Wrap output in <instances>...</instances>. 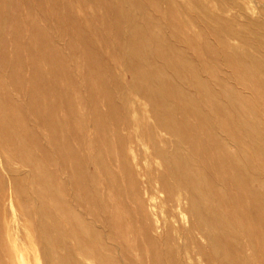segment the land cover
<instances>
[{
	"label": "rangeland",
	"instance_id": "obj_1",
	"mask_svg": "<svg viewBox=\"0 0 264 264\" xmlns=\"http://www.w3.org/2000/svg\"><path fill=\"white\" fill-rule=\"evenodd\" d=\"M0 166V264H264V0H0Z\"/></svg>",
	"mask_w": 264,
	"mask_h": 264
},
{
	"label": "bare ground",
	"instance_id": "obj_2",
	"mask_svg": "<svg viewBox=\"0 0 264 264\" xmlns=\"http://www.w3.org/2000/svg\"><path fill=\"white\" fill-rule=\"evenodd\" d=\"M253 6V5H252ZM112 9V8H111ZM113 16V15H112ZM41 45H44V44H41ZM92 52V51H91ZM40 64V63H39ZM38 64V65H39ZM96 75V74H95ZM129 83V82H128ZM137 84V83H136ZM135 88V87H134ZM135 90V89H134ZM214 94V93H213ZM142 95V94H141ZM57 98V97H56ZM60 100V99H59ZM62 100V99H61ZM96 100V99H95ZM155 104H157V103H155ZM103 124V123H102ZM101 132V131H100ZM92 141V140H91ZM15 143V142H14ZM215 144V143H214ZM259 148V147H258ZM136 149V148H135ZM260 149V148H259ZM18 150V149H17ZM207 155V154H206ZM143 157V156H142ZM63 158V157H62ZM125 158V157H124ZM128 158V157H127ZM128 162V161H127ZM143 162V161H142ZM143 164V163H142ZM152 164V163H151ZM0 168H1V166H0ZM158 169V168H157ZM1 170V169H0ZM231 171V170H230ZM142 173V172H141ZM168 173V172H167ZM4 174V173H3ZM5 176H6V174H4ZM12 177V176H11ZM1 178V177H0ZM234 178H236V176L234 177ZM243 179V178H242ZM3 181V180H2ZM6 181V180H5ZM238 181V180H237ZM68 183V182H67ZM0 187H2V186H0ZM141 188V187H140ZM65 190V189H64ZM148 193V192H147ZM121 195V194H120ZM160 197V196H159ZM163 199V198H162ZM151 201V200H150ZM9 202V201H8ZM7 202V203H8ZM184 203V202H183ZM10 205H11V203H10ZM148 205H149V208H150V211H151V213H154L153 211V207H152V205L151 204H149L148 203ZM8 206V205H7ZM147 206V205H146ZM12 206H10V208H11ZM185 207V206H184ZM9 208V207H8ZM13 208V207H12ZM149 208H147V209H149ZM9 210V212H10V209H7V211ZM176 210H178V209H176ZM13 211L14 210H12L11 212L13 213ZM99 215V214H98ZM152 217V216H151ZM155 217V216H154ZM180 218V217H179ZM256 218V217H255ZM154 219H156V218H154ZM158 222V219H156V223ZM159 224V223H158ZM193 226V225H192ZM13 227V226H12ZM16 227V226H15ZM18 228H19V226H17ZM16 230H18V229H16ZM16 230H14L15 232H16ZM23 231V230H22ZM19 232V231H18ZM24 232V231H23ZM151 232V231H150ZM158 232V231H157ZM253 232V231H252ZM13 234V233H12ZM19 234V233H18ZM195 234H196V232H195ZM15 235V234H14ZM13 235V236H14ZM17 235V234H16ZM17 237V236H16ZM41 238V237H40ZM14 239H17V238H15L14 237ZM60 241V240H59ZM42 242V241H41ZM196 243V242H195ZM106 244V243H105ZM106 245H108V244H106ZM84 247H86V246H84ZM117 248V247H116ZM24 249H25V247H24ZM26 250V249H25ZM205 250H207V249H205ZM117 251H118V249H117ZM43 253H44V250H43ZM1 254V253H0ZM196 257V256H195ZM119 260H120V258H119ZM121 261V260H120ZM199 261V260H198ZM46 262V261H45Z\"/></svg>",
	"mask_w": 264,
	"mask_h": 264
}]
</instances>
